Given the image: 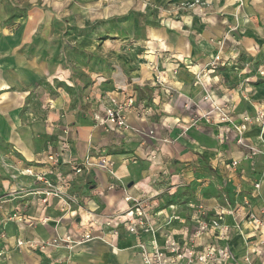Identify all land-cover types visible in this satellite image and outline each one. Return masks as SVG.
Masks as SVG:
<instances>
[{"label":"crops","instance_id":"crops-1","mask_svg":"<svg viewBox=\"0 0 264 264\" xmlns=\"http://www.w3.org/2000/svg\"><path fill=\"white\" fill-rule=\"evenodd\" d=\"M42 1L0 0V138L17 152V142L24 143L25 158L20 155L33 170L36 169L37 174L45 168L34 166H48L47 157L51 149L60 152L61 163L53 170L70 181L62 189L76 196L79 209H84L80 213L84 224L89 221L85 211H94L97 218L124 211L127 207L123 200L125 196L147 199L153 212L176 205L178 210L175 214L179 218L188 217L186 206L192 200L213 207L216 196L221 192L214 188V191L200 194L199 187L211 184L219 189L220 182L231 173L224 162L234 159L239 161L235 178L226 186L224 193L234 198L237 187L248 191L252 189L251 182H261L260 193L264 197V127L260 124L249 126L244 133L243 144L237 143L234 131V126L242 123L245 117H254L257 112L263 114L264 110L263 98L250 102L237 92L238 74L231 72L233 68L234 71L242 70L241 73L249 70V62L258 52L264 57V48L255 50L256 42L251 38H243L239 48L232 46L235 43V26L240 27L239 31H247L245 27L249 31L251 27L262 29L250 24L259 18L247 3L239 7L235 0H130V5L137 7V11H143L147 20L152 17L154 6L166 7L158 15L162 22L160 27L133 30L128 39L117 41L118 44L114 45V57H119L121 63L130 66L125 74V68L88 62L79 55H72L69 62L63 44L60 52L64 63L60 65V56L56 58L57 44L63 40L51 32L50 16L46 17L38 7V4L42 6ZM252 3L264 5V0H252ZM58 5L52 2L53 9L57 10ZM261 18L264 20V13ZM219 42L224 45L219 46ZM72 43L80 44L83 51L93 54V58L99 54L103 56L110 46L86 38ZM100 45L104 50H97ZM48 51L55 54L54 60L52 55L44 58V53ZM218 51L223 58L232 60L213 65L211 60ZM119 53L131 55L123 59ZM234 54H242L241 60L234 61ZM46 69L52 74L50 81L58 79L57 75L61 74L65 80L60 81L67 88L89 84V89L81 96L93 116L103 117L112 99L121 103L132 100V106L125 103L127 128H114L117 133L125 135L119 142V153H108L113 141L96 150L95 147L84 146L94 141L92 129L107 133L113 128L99 124L94 118L95 127L90 121L82 122L83 128L75 126V115L79 110L76 108L67 112L71 97L66 91L61 89L53 99H49L50 108L42 105L43 93L36 87L46 79ZM74 69L82 74L83 82L73 80ZM241 79H248L247 83L250 81L249 76ZM32 88L34 91L38 89V95L30 94L34 96L35 103L27 113L25 108L21 110V105L27 95L25 90L31 92ZM88 91H92L89 96L86 94ZM193 104L198 108L199 117L211 114L210 120L200 119L195 125H188L189 110ZM215 107H223L227 121L219 120ZM32 112L38 113V117L49 114L50 125H44L41 119L34 124L24 123ZM192 113L195 114L194 111ZM21 126L37 127L40 133L51 134L53 138L46 143L39 142V154H36L32 129L31 138L23 142L25 137L20 134ZM18 127L20 129L16 132ZM183 128L187 131H181ZM12 133L18 134L20 141ZM135 133L146 140H139ZM59 134L60 138H65L64 141L59 140ZM148 134L150 136L145 138ZM75 141L82 143L81 151L75 150ZM252 148L260 153L252 155ZM67 149L70 151L61 154ZM97 151L100 156H105L101 158L112 162L111 167L84 169L78 174L69 172L71 159L79 163L89 157L95 160L99 156ZM48 177L56 179L53 174H48ZM27 180L33 181L30 177ZM40 186L43 187V184L38 183L36 188ZM111 186L114 188L110 189ZM195 187L198 189L193 190ZM245 195L246 192L240 193L239 201ZM21 205L24 206V216L47 221L43 225L36 222L32 226L12 222L5 224V231L11 237V250L5 251L4 256L10 264H142L136 249V238L123 229L117 237L101 234L100 238L70 248L46 252L19 249L16 237L47 239L63 234L70 223L68 219L61 220L63 209L57 200L43 205L38 195L30 193ZM168 213L169 210L164 211V214ZM180 228L181 223L177 220L166 226L173 234ZM158 239L161 240L160 237Z\"/></svg>","mask_w":264,"mask_h":264},{"label":"built area","instance_id":"built-area-1","mask_svg":"<svg viewBox=\"0 0 264 264\" xmlns=\"http://www.w3.org/2000/svg\"><path fill=\"white\" fill-rule=\"evenodd\" d=\"M127 105L132 106V100L129 99ZM125 109V104L112 101L104 112L105 123L113 128H127ZM214 109L219 113L220 121H227L223 108ZM261 117L263 116L259 118ZM251 123V118L247 116L242 123L234 126L238 144H243L244 133ZM250 150L252 155L260 153L255 148ZM48 159L55 163L58 161L52 156ZM88 160L90 167L108 168L106 158L98 161L91 158L92 162ZM238 163L236 159L224 162L231 173L220 182L217 190L221 193L216 196L214 206L209 207L201 201H190L186 206L188 217L179 218L175 214L178 210L176 205H168L153 212L147 199L125 196L123 200L127 207L124 211L101 218H97L94 211H85L89 216V221L85 224L80 214L84 209H79L77 198L62 189L70 183L69 180L54 173V181L48 177L52 172L33 175L28 171V175H33L38 183L43 184V189L33 192L39 196L41 204L48 205L50 200H57V203L62 204L61 220L68 219L70 223L63 234L43 240L17 239L16 246L26 251L46 252L50 249L70 248L100 238L101 234L117 237L120 229H123L136 238V249L142 264H264V197L260 193L262 183L251 182L252 189L248 191L237 187L234 198L224 193L226 186L235 178ZM73 170L76 174L81 172L80 168ZM113 188L114 186L110 187ZM242 192L247 194L244 197L250 198L245 200L243 197L239 201L238 197ZM74 206L78 209L73 208ZM166 210L170 213L164 214ZM17 211L12 215L17 225L32 226L36 222L43 225L47 221L18 215ZM173 220L181 223V228L174 234L166 229Z\"/></svg>","mask_w":264,"mask_h":264},{"label":"rangeland","instance_id":"rangeland-1","mask_svg":"<svg viewBox=\"0 0 264 264\" xmlns=\"http://www.w3.org/2000/svg\"><path fill=\"white\" fill-rule=\"evenodd\" d=\"M51 1V2H50ZM237 5L239 7L242 6V4L247 3L248 7H250L254 14L258 16L259 20L257 21H251L250 24H254V26H260V28H252L250 31H239L238 28L239 26H235L234 30L236 33L233 36L234 42L232 43L233 47L239 48L240 41L245 38H251L256 42L255 50H259L264 48V20L261 18V14L264 13V5L261 3L259 6L256 4L252 3V0H235ZM42 6L40 7V10L44 13L46 17L50 16V20H52V25L50 29L52 30L51 32L54 33L56 36H58L59 40H63V42L57 44L58 52L56 55L59 57L58 62L60 65H62V62L64 63V57L61 58V47L63 44V50L66 53V58L70 62L72 59V55H79L81 56L84 60L88 62H100L101 64H105L108 67H116L120 66V68L124 69V73L126 74V70L130 68V66H127V63H121L119 57H114V45L118 44L117 41H122L123 39H128V34H130L133 30L139 31L143 28H146L147 26L149 27H155L158 28L162 25V22L158 19V15L161 14V11L166 5H156L154 6V13L151 14V19L147 20L146 14L143 13V11H137V7L134 8L130 5V0H43L42 1ZM52 2L54 4L57 3L58 9L55 10L52 7ZM28 11V10H27ZM31 11V10H29ZM51 22V21H50ZM242 28V27H241ZM244 29V28H243ZM254 31L256 34L252 33ZM117 34V36H116ZM122 35V36H121ZM85 36V37H83ZM82 38L86 39H94L97 40V42L100 41L102 44H109L108 48L106 49V53L103 54V56L95 55L93 58V54L83 51L81 49V45L77 43H72L76 42L78 40H82ZM81 42V41H80ZM131 42V41H130ZM221 44V45H220ZM223 42H219V46H223ZM100 45L97 47L98 51L104 50L101 49ZM50 49V48H49ZM264 50V49H263ZM50 52L48 51L47 53H44V58L50 57L49 55H52V60H54L55 54H49ZM64 53V54H65ZM122 56V58H126V55H131V53H119V56ZM235 58L234 61H239L242 58V54H234ZM232 57V56H231ZM218 59V60H217ZM231 58H223L222 53L218 51L217 54L212 58V63L213 65L216 63H228L231 61ZM233 61V62H234ZM54 62V61H53ZM121 63V64H120ZM118 64V65H117ZM236 62H234L233 65H235ZM249 70L244 71L241 73L242 70L234 71V68L231 70L235 75L237 76L239 82L236 83V90L240 95H243L244 98H248L250 102L255 101V99L263 98L264 99V57L262 54L259 52L257 55L252 57V59L249 62ZM60 70V69H59ZM46 72V79L42 80V84L37 86L36 88H39L42 90L43 93V99L42 105L46 108V106H51V103L49 99H53L58 93H60L61 89L63 91H66L70 97H71V106L67 110V112H72L76 108H78V112H76L75 115V121L76 124L75 126L79 128H83L82 122L85 121H90L92 123V126L95 127V122L96 120L99 124L106 126L107 124L105 123V116L103 114V117L100 116H93V113L89 112L88 107H86V103L82 102V92L89 89V84H82L81 86H78L77 84L74 85V87H69L61 82L60 80H65L61 76V74L57 75L58 79H52L51 81L49 80V77L52 75L51 72L48 71V69L45 70ZM73 80L78 82H83V77L82 74L79 72L78 69H74L73 71ZM83 73V72H82ZM85 74V73H84ZM99 75V74H96ZM88 76V75H87ZM249 76V83L248 79L246 81L242 80V77H248ZM54 77V76H53ZM245 85V86H244ZM33 90V88H32ZM26 89L25 91L27 92V95L25 96V100L23 101V104L21 105V110L25 108V111L29 113L28 111H31V106L33 107V104L35 101L33 100L34 96H30V94L36 93L38 95V89H35L37 91H32ZM88 96L92 94V91H88L86 93ZM246 94V95H245ZM241 96V100H242ZM112 101H116L114 99L110 100V106ZM238 102V101H237ZM240 102V101H239ZM247 102V101H246ZM119 104H125L127 103V100L124 102H117ZM91 104V103H90ZM237 104V103H236ZM241 104V103H240ZM239 104V106H240ZM242 105V104H241ZM108 106L107 108H109ZM197 106V105H196ZM94 107L96 108V104H94ZM191 107V106H190ZM223 108V107H219ZM191 111L189 110V124L188 125H195L196 122H198L200 119H209L211 114H206L202 115L203 117H199L197 115L196 110L198 109L197 107L194 106L190 108ZM192 111L195 112L192 113ZM66 112V111H65ZM66 112V113H67ZM105 112V110H104ZM264 114V110L262 111ZM38 113L32 112L30 115L28 114V117L26 120H24V123L26 122L27 124H34L35 122H39L40 119L43 121L44 125H50V118L47 116L49 114H43V116H37ZM207 116V117H206ZM260 116H263L259 118ZM94 118V120H93ZM126 119V116H125ZM228 119V118H227ZM256 119H258V122H255ZM252 123L251 126L254 125H262V128L264 127V115H262L260 112L254 116L251 117ZM105 123V124H104ZM127 124V123H126ZM23 125V124H22ZM109 126V125H108ZM50 126H48V130ZM91 127V126H89ZM92 127V128H93ZM109 128H113L109 126ZM18 129H16V132H18ZM31 129L32 132L34 133V140H32V144L34 146V151L36 154H39V150L37 149V146L39 142H47L49 141L48 139H52L53 136L51 134L49 135H44L39 132V129L37 127H29V126H21L20 129V134L25 137L23 139V142L26 140L28 141L31 138ZM95 130L92 129L93 134L95 135L94 141L93 142H87L84 146L89 147H95L100 148L101 146L106 145V143H111V141L114 142L112 147H110L109 154H115L119 153V142L125 138V135L123 136L120 133H117L115 129H111L109 132L105 133L103 130L100 129V131L96 128ZM128 129L127 131H129ZM186 130L185 128L181 129V131ZM64 131V130H62ZM187 131V130H186ZM48 132V131H47ZM75 134L77 135V130L75 128ZM12 135L16 136L17 141H20L19 135L12 133ZM137 136V138L141 141H145L146 139L140 138L139 134L137 135L136 133L134 134ZM14 136V137H15ZM59 137V140L64 141V139L60 138L61 135H57ZM144 136V135H143ZM146 136H150L145 135ZM45 141H44V140ZM81 139V138H80ZM11 140V139H10ZM77 140V139H76ZM30 142V141H29ZM74 143V148L75 150H82V143L77 142ZM16 144V143H15ZM24 143L17 142V145L19 146L18 152L12 148V146L9 143H6L2 138H0V264H10L9 261L6 259V256H4L5 251H10L9 247V241L11 237L8 235V233L5 231V224H8L9 222L15 223L16 219L13 218V214L16 213L17 211L18 215H24V206L21 205V202L24 201L25 199L28 198V195L30 193H33L35 190L38 189H43V187H37L36 185L38 182L36 181L35 177L33 175H36L37 172L35 171L36 169L33 170L31 168L32 166H29L24 160L23 157L25 158V153H24V148L23 145ZM118 149V150H117ZM53 149L50 150V153H48V157L52 156L53 159L57 158V163L55 161H50L47 157V165H35L34 167H42L45 168L44 171H41L40 174L46 173L48 174L49 172H52L51 174L56 173L53 168L58 167L59 163H61L60 158L61 155L60 152L58 151H52ZM60 151V150H59ZM66 151H70V149L63 150L61 151V154L65 153ZM94 149L90 151L91 155ZM23 152V153H22ZM99 156L95 160H99L101 157L105 156H100V152L97 151ZM23 156H21V155ZM91 160V157L85 158L81 163L78 162L76 159H69L70 162L69 164V172L75 173L73 168H80L81 170L84 169H91V168H98V167H90L89 166V160ZM61 165V164H60ZM112 166V162L108 161V168ZM46 167H48L46 169ZM107 168V169H108ZM101 169V168H99ZM30 171L33 174L32 176L28 175L27 172ZM39 172V171H38ZM60 172V171H57ZM58 174V173H56ZM27 177H30L33 179V181L27 180ZM216 189V186L214 187L213 185H207L206 187H199L200 194H206L207 191H214ZM193 190H197L198 188H192ZM76 197V196H75ZM245 200L249 199V196L244 197ZM194 201V200H192ZM240 201H242V198H240ZM14 205V206H11ZM77 207V206H74ZM10 209V210H9ZM24 213V214H23ZM16 239H21L20 237H16ZM8 247V248H7ZM20 249V248H19ZM23 250V249H22ZM25 251V250H24Z\"/></svg>","mask_w":264,"mask_h":264},{"label":"bare ground","instance_id":"bare-ground-1","mask_svg":"<svg viewBox=\"0 0 264 264\" xmlns=\"http://www.w3.org/2000/svg\"><path fill=\"white\" fill-rule=\"evenodd\" d=\"M208 78V77H207ZM19 128V127H18ZM83 218V217H82Z\"/></svg>","mask_w":264,"mask_h":264},{"label":"trees","instance_id":"trees-1","mask_svg":"<svg viewBox=\"0 0 264 264\" xmlns=\"http://www.w3.org/2000/svg\"><path fill=\"white\" fill-rule=\"evenodd\" d=\"M68 65V64H67ZM68 69H70V68H68Z\"/></svg>","mask_w":264,"mask_h":264}]
</instances>
